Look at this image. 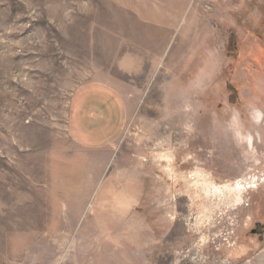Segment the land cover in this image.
I'll use <instances>...</instances> for the list:
<instances>
[{"label": "rangeland", "instance_id": "1", "mask_svg": "<svg viewBox=\"0 0 264 264\" xmlns=\"http://www.w3.org/2000/svg\"><path fill=\"white\" fill-rule=\"evenodd\" d=\"M31 263L264 264V0H0V264Z\"/></svg>", "mask_w": 264, "mask_h": 264}, {"label": "crops", "instance_id": "2", "mask_svg": "<svg viewBox=\"0 0 264 264\" xmlns=\"http://www.w3.org/2000/svg\"><path fill=\"white\" fill-rule=\"evenodd\" d=\"M190 0H173V13L176 11H184L187 7V5L189 4ZM99 93V95H95L91 96L92 100H95L96 102L99 100V109H101V111H104L105 114H101L98 115V122L97 124H103L105 127V140L100 143L101 144V149L104 150V152H106V156L107 157H111L113 155V151H112V144H113V140H112V133L110 134L111 136H108V129L110 132H112L111 128H108V125L113 124V116L110 115V112L113 109V105H114V101H113V95L110 92V90L108 89V86L106 85V87L100 91L97 92ZM75 99V98H74ZM74 99L72 100V103L74 101ZM88 100V99H87ZM73 111V110H72ZM109 112V113H108ZM87 114L90 115V111H87ZM95 117V115H94ZM96 124V126H97ZM98 145V144H96ZM33 264V263H31Z\"/></svg>", "mask_w": 264, "mask_h": 264}]
</instances>
